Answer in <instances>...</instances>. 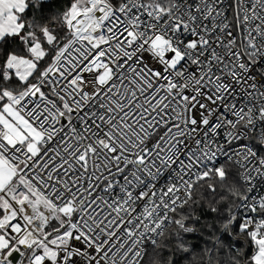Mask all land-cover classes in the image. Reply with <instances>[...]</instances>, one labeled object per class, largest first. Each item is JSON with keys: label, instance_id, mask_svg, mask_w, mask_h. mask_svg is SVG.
I'll return each instance as SVG.
<instances>
[{"label": "snow or ice", "instance_id": "1", "mask_svg": "<svg viewBox=\"0 0 264 264\" xmlns=\"http://www.w3.org/2000/svg\"><path fill=\"white\" fill-rule=\"evenodd\" d=\"M0 264H264V0H0Z\"/></svg>", "mask_w": 264, "mask_h": 264}]
</instances>
